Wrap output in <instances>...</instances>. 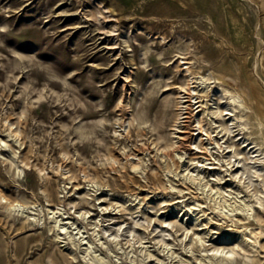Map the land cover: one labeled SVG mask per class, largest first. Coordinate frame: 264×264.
Here are the masks:
<instances>
[{
  "label": "rangeland",
  "instance_id": "obj_1",
  "mask_svg": "<svg viewBox=\"0 0 264 264\" xmlns=\"http://www.w3.org/2000/svg\"><path fill=\"white\" fill-rule=\"evenodd\" d=\"M0 264H264V0H0Z\"/></svg>",
  "mask_w": 264,
  "mask_h": 264
},
{
  "label": "bare ground",
  "instance_id": "obj_2",
  "mask_svg": "<svg viewBox=\"0 0 264 264\" xmlns=\"http://www.w3.org/2000/svg\"><path fill=\"white\" fill-rule=\"evenodd\" d=\"M185 63H188V62H185ZM189 77H190V82L188 83V85L183 88V90L180 92L179 94V98L181 100H179V106H178V110H179V118H178V121H177V131L179 133H182L183 135L180 136V140H179V144L176 145V147L174 148L175 151H179L180 148H186V149H189L191 150V153H193L194 155V159H198V158H201V160H199V162H205L206 160H208L207 156L205 157V155H202V154H209L210 151V148L209 146L205 145L204 142H202L200 145H196L195 146V143H196V138L195 137V132H193V127L194 126V123L195 122H198V125H199V132L200 134H204V130H206V132L208 133V129L210 130L213 126L212 124L208 121L207 122V111L205 109V100L203 99V95L200 94V91L199 90V86L201 84V82H207V78L205 77H199V76H193L191 73H190V70H189ZM251 85V84H250ZM256 87L252 85V88H251V91L252 93L254 94V91ZM205 92V91H203ZM200 94V95H199ZM198 95V96H196ZM224 99H227V101H229L228 105H230V108H226V111L228 110L229 112H226L224 114H218V115H215V116H212V118H216L218 119L219 121H221V119L225 116V115H230V119L229 120H232L234 123L236 122L237 120V115H238V112L240 111H243L241 110L240 106L242 105H239L237 103V96L236 95H228L227 92L225 91V94L224 96L221 98V100L219 101L220 103H222V100ZM219 103V104H220ZM245 104V103H244ZM246 106V104H245ZM259 112L261 113V110L258 108ZM210 114V113H208ZM202 115V116H201ZM238 124L237 122L235 123V125ZM207 125H209L207 127ZM220 126V125H219ZM241 127V126H240ZM236 129V128H235ZM196 130V129H195ZM241 133V132H239ZM236 134V133H235ZM199 135V134H198ZM208 135H210V137H212L213 135L211 133H208ZM206 135V136H208ZM205 137V136H204ZM200 139V138H199ZM204 139V138H203ZM212 139V138H211ZM201 140V139H200ZM214 140V138H213ZM212 140V141H213ZM206 141V139H205ZM211 142V141H210ZM247 142V141H246ZM216 143L219 145L220 142L219 141H216ZM213 144V143H212ZM245 144V143H244ZM214 147V146H212ZM197 149V150H196ZM254 149V148H253ZM256 149V148H255ZM212 150V149H211ZM219 150V149H218ZM224 150V149H223ZM236 150V149H235ZM258 150V149H257ZM215 151V150H214ZM184 152V151H183ZM218 152V151H217ZM259 152V151H258ZM251 153V152H250ZM255 153V152H254ZM257 153V152H256ZM184 155V154H183ZM193 155H190V156H193ZM171 156V155H170ZM211 156V155H210ZM252 155H250L251 157ZM258 156V155H257ZM262 156V155H261ZM213 157V155H212ZM222 157V156H221ZM253 157V156H252ZM256 157V156H255ZM260 158V157H259ZM192 159V160H194ZM212 159V158H210ZM241 159V158H240ZM191 160V159H189ZM254 160V159H253ZM191 162V161H190ZM240 162V161H239ZM238 162V163H239ZM192 163V162H191ZM212 163V162H211ZM210 163V164H211ZM196 164V162H195ZM198 164V163H197ZM209 164V165H210ZM235 166V165H234ZM233 166V167H234ZM195 167V166H194ZM204 167V166H203ZM208 167V166H207ZM239 167V166H238ZM211 168V167H210ZM209 168V169H210ZM206 186V185H205ZM3 196V194H2ZM3 198H6L5 196H3ZM16 205H19L18 204H13L12 206H16ZM246 228H249L246 227ZM251 233L255 234L256 235V239L258 240V238L260 236H262V232L259 230V229H254L251 231ZM256 240V241H257ZM225 259H230V255H225L224 258L222 260H225Z\"/></svg>",
  "mask_w": 264,
  "mask_h": 264
}]
</instances>
